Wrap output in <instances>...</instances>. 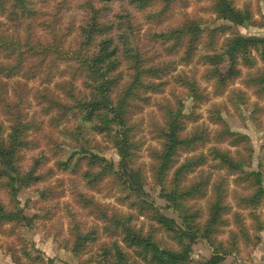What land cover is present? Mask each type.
<instances>
[{"label": "clouds", "instance_id": "clouds-1", "mask_svg": "<svg viewBox=\"0 0 264 264\" xmlns=\"http://www.w3.org/2000/svg\"><path fill=\"white\" fill-rule=\"evenodd\" d=\"M0 264H264V0H0Z\"/></svg>", "mask_w": 264, "mask_h": 264}]
</instances>
